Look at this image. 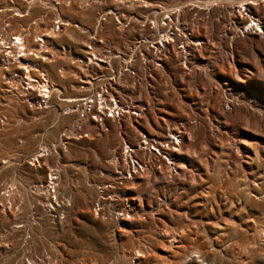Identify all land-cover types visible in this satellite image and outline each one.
Returning a JSON list of instances; mask_svg holds the SVG:
<instances>
[{
  "label": "rangeland",
  "instance_id": "rangeland-1",
  "mask_svg": "<svg viewBox=\"0 0 264 264\" xmlns=\"http://www.w3.org/2000/svg\"><path fill=\"white\" fill-rule=\"evenodd\" d=\"M68 1L0 2V24L11 22L0 38L22 34L29 49L43 44L55 54L43 62L28 56L32 76L43 82L44 72L52 91L38 104L39 91L25 95L12 73L22 69H4L0 51V264H264V0ZM109 10L99 27L109 45L152 35L143 22L163 12L198 22L202 44L188 67L172 50L149 77L136 64L135 92L148 106L142 119L110 121L108 130L64 143L76 116L66 99L82 93L77 83L88 72L70 56L84 54L86 29ZM57 16L71 24L56 31ZM253 18L261 25L249 27ZM186 118L197 123L174 168L126 187L120 205L132 218L96 214L94 181L122 142L139 130L163 134L164 119ZM52 167L60 173L55 193L47 187Z\"/></svg>",
  "mask_w": 264,
  "mask_h": 264
},
{
  "label": "built area",
  "instance_id": "built-area-1",
  "mask_svg": "<svg viewBox=\"0 0 264 264\" xmlns=\"http://www.w3.org/2000/svg\"><path fill=\"white\" fill-rule=\"evenodd\" d=\"M70 2L69 0L67 3ZM61 3L60 0H55V5L52 2L55 7H59ZM3 10L4 7L0 3V12ZM110 12L112 11L103 12L95 27L86 29L89 32V39L85 43L84 54L80 57L70 56L72 63L88 72L82 75L77 83L82 93L66 100L72 105V111L76 116L71 125L62 132L61 140L64 143L71 138H89L94 129L108 130L110 121L142 119L148 106L135 92V88L142 80L136 64L141 65L145 76L149 77L154 70L163 67L168 53L172 50L178 55L180 63L188 67L195 47L202 44L201 40L196 39L198 22L191 24L178 13L163 12L160 17L148 16L143 22V25L154 31L152 35L139 36L136 40L122 43L119 47L109 45L99 34V27ZM59 17L55 18L53 27L56 26L57 31H62L66 25ZM116 20L118 23L121 22L118 17ZM128 24L127 20L125 27ZM10 26L11 22L4 20L3 24H0V33H6ZM45 56L46 59L40 57L42 62L51 60L55 54L48 50ZM1 60L6 70H11L15 64L19 65V61L14 59ZM92 67L97 71H92L90 69ZM59 71L61 76L65 75L64 67H60ZM12 73L21 79L25 95L32 96V91L36 92L32 86H27L28 79L26 76L22 78V71L16 70ZM127 77L133 78L131 89H126L124 84ZM37 96L33 103H46L50 98L38 94ZM196 123V118H186L175 123L164 119L166 132L163 134L139 130L136 140H124L112 157L106 160L105 166L99 170L94 181L97 199L93 206L96 214L109 216L115 220H130L131 207L127 203L120 205L121 198L126 195V187L148 173L172 170L182 151L185 136L189 135V126ZM59 175L57 168L49 169L47 187L50 192L57 191Z\"/></svg>",
  "mask_w": 264,
  "mask_h": 264
},
{
  "label": "bare ground",
  "instance_id": "bare-ground-1",
  "mask_svg": "<svg viewBox=\"0 0 264 264\" xmlns=\"http://www.w3.org/2000/svg\"><path fill=\"white\" fill-rule=\"evenodd\" d=\"M251 2H253V0H251ZM17 11V10H16ZM19 13H16V14H18V15H21V16H24L25 14L23 13V12H20V11H18ZM20 16V17H21ZM67 21H64L63 23H66ZM250 22V21H249ZM251 22H253V23H251V25H248L249 27H252V26H255V25H257V26H260L261 24H260V22H256V20L253 18V19H251ZM255 22V23H254ZM67 25H70L71 24V22H67L66 23ZM55 27V26H54ZM248 27V28H249ZM263 30V29H262ZM53 31V30H52ZM56 31H57V29H56ZM264 31V30H263ZM54 33V32H53ZM14 36V37H13ZM12 36V38L10 39V41H7L6 39H4V38H0V51L1 52H6V54H5V57H4V59H8V60H12V59H14V58H12L11 56L13 55L15 58H16V60H18L19 61V65H17V68H19V69H22V73H23V75H22V78L23 77H25V75H27V77H28V87H30V86H32L36 91L38 90L39 91V95H41L42 97H46V96H48V97H50V95H51V88H50V85H49V79H48V77L46 76V74L44 73V72H42L41 71V73H42V75L44 76V78H43V82L41 81H39L37 78H34L33 76H32V70L34 69V67H35V63H34V61H31L30 59H29V55H31V54H33V55H35V54H37V56L38 57H41V58H47L46 56H44V55H42L43 54V52H47L48 51V49L47 50H44L45 48H43L44 47V45L43 44H41V47L39 48H35L36 50H38L37 52L35 51V49H33V48H31V49H29V47L26 45V37H25V35H24V37L22 36V34H16V35H13ZM43 42L45 41V40H43V39H41ZM8 47H13L14 49L13 50H15L14 52H13V50H11V48H8ZM48 47V46H47ZM42 52V53H41ZM18 54H20V58L17 56ZM4 56V55H3ZM35 70V69H34ZM33 70V71H34ZM40 70V69H39ZM6 74V73H5ZM13 75V74H12ZM1 76V75H0ZM2 78V77H1ZM6 78H7V75H6ZM9 79H10V77H9ZM1 80V79H0ZM12 78L10 79V83H13L12 82ZM6 82H8V80L6 81ZM14 87V86H13ZM21 87H23V85L21 86ZM20 87V88H21ZM20 88H18L19 90H20ZM53 89V88H52ZM70 98H72V97H70ZM67 99H69V98H67ZM66 99V100H67ZM64 100V99H63ZM68 108V107H67ZM71 108V107H70ZM197 128V127H196ZM47 151H49V150H47ZM183 166V165H182ZM134 185V184H133ZM44 190V189H43ZM60 191V190H59ZM11 192V191H10ZM4 194H5V192H4ZM8 197V196H7ZM56 198H58V197H56ZM53 207V206H52ZM264 229V228H263ZM141 250V249H140ZM139 250V251H140ZM136 253V252H135ZM140 254H142L141 252H140Z\"/></svg>",
  "mask_w": 264,
  "mask_h": 264
}]
</instances>
